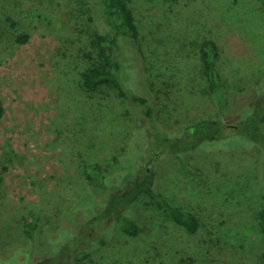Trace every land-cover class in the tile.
Instances as JSON below:
<instances>
[{
  "label": "rangeland",
  "instance_id": "374dc122",
  "mask_svg": "<svg viewBox=\"0 0 264 264\" xmlns=\"http://www.w3.org/2000/svg\"><path fill=\"white\" fill-rule=\"evenodd\" d=\"M126 1L139 34L124 44H132L142 58L125 55L119 76L129 96L152 95L151 118L110 85L80 87V72L94 61L89 39L102 12L99 0H0V171L5 178L0 264H70L68 248L79 242L75 250L85 248L88 256L77 264H264L257 225L264 193V121L256 141L227 137L224 151L205 142L194 150L208 152L182 159L172 156L181 138L164 142L150 127L174 130L215 119L219 109L225 118L233 117L256 84L260 91L247 107L264 112L260 0ZM56 9L72 25L62 18L56 26ZM19 33L29 34L27 43L16 42ZM207 38L221 50L220 93L210 91L202 72L200 49ZM95 162L123 169V180L134 177L137 163L146 167L154 174L156 192L195 213L199 228L188 233L168 211L141 197L127 209L141 230L125 234L121 220L99 217L101 211L115 214L111 194L123 191V183L109 186L101 203L83 194L88 188L83 165ZM78 207L86 216L72 219ZM32 217L38 226L27 237L23 223ZM73 222L86 234L77 227L69 241Z\"/></svg>",
  "mask_w": 264,
  "mask_h": 264
},
{
  "label": "trees",
  "instance_id": "16d2710c",
  "mask_svg": "<svg viewBox=\"0 0 264 264\" xmlns=\"http://www.w3.org/2000/svg\"><path fill=\"white\" fill-rule=\"evenodd\" d=\"M264 8V0H260ZM62 3H53L51 5L60 6ZM99 5L101 6V14L95 19L96 30L92 33L89 39V47L91 46L92 51L95 53L94 61L89 66H85L79 75L80 87L84 90H94L103 85H110L114 87L122 97L126 98L130 103L138 106L142 105L143 111L141 112L144 116L151 118L153 114V97L152 95L145 94L143 92H136L134 95L128 94L126 82L122 80L119 73L122 71L121 60H124V56L134 55L139 59L142 58L140 52L132 44H124L125 41H130L131 39H136L139 32L138 27L135 22V17L133 12L128 5L126 0H99ZM60 10L62 8H59ZM60 10H55L58 12L56 14L55 24L58 26L62 18H67V24L72 25L71 20L68 19V15L62 13ZM71 14H69L70 16ZM71 17V16H70ZM90 20H94L92 15L89 17ZM16 42L24 44L29 40V34L19 33L16 38ZM74 41V39H70ZM124 47V48H123ZM125 53L124 52V50ZM201 60H202V72L209 83V89L212 93H220V85L222 83L221 69L219 66V60L221 57V50L217 41L213 38H207L203 40L201 49ZM140 65V64H139ZM131 67V66H129ZM127 67V70H129ZM141 74L144 75L142 65H140ZM255 93L259 90L258 84L255 85ZM254 95L247 99L244 103V107L233 117L225 118L222 109H219L217 117L215 119H199L196 121L185 123L174 130H164L159 125L155 123H149L150 127L156 132L159 131L160 138L164 142H169L170 138L174 137L181 138V143L173 149L172 156L182 159L184 155L192 153L208 152V150H194L201 143L216 142L217 150H225L223 141L227 137L244 136L249 138L251 141H256L260 133V126L264 121V112L257 114L254 109L247 107L248 101L251 102L254 99ZM145 106V108H144ZM139 107V106H138ZM221 107V106H220ZM249 108V109H248ZM248 109L244 113V110ZM3 113V106L0 102V118ZM243 114V116L241 115ZM233 125L231 129H228L229 124ZM235 127V128H234ZM263 133V132H262ZM165 134V136H163ZM177 137V138H176ZM146 150H149V146H146ZM256 151V147L254 149ZM124 151V150H123ZM213 151V149L209 150ZM115 161L120 159L119 156H113ZM84 177L87 182L88 188L83 191L86 196L91 193V198L96 199L101 203L105 197L108 195V188L113 184H122L124 190H115L112 192V198L117 202V208L115 214H105L103 211H99L101 214L99 217L111 216L113 220L122 221V231L131 236H135L140 232L139 225L130 217L127 209L130 205L134 204L138 198H147V202L153 204L155 203L157 207L165 209L168 211L169 215L173 221L183 227L188 233H195L199 228V220L195 213L184 211L182 208L171 205L169 202L158 192H156L154 187V174L149 171L146 167H139L136 164V174L133 178L123 180L124 170H113L104 168L99 162L93 164L83 165ZM4 174L0 171V191L4 184ZM110 179L109 185H103L105 180ZM88 196V195H87ZM89 197V196H88ZM261 206L257 214V225L263 235V249H262V259L264 262V193L261 195ZM79 214L73 218H79L84 216L85 213L80 207ZM89 212V211H87ZM99 213L96 215H99ZM86 216V215H85ZM95 218V217H94ZM74 219V220H75ZM94 220V219H93ZM73 221V220H72ZM73 227L69 231V238L76 235L75 230L80 224L72 223ZM24 232L27 237H30L32 232L37 229V217H32L28 221L23 223ZM78 233L86 234L85 228L78 227ZM83 240V239H82ZM102 243L105 241L101 240ZM82 242L75 244L73 247L68 248V260L70 264H77L82 259L88 256L87 250L81 248L76 251L75 249L80 246ZM69 244V243H68ZM75 250V251H74ZM74 251V252H73ZM43 264H52V262L46 261Z\"/></svg>",
  "mask_w": 264,
  "mask_h": 264
}]
</instances>
